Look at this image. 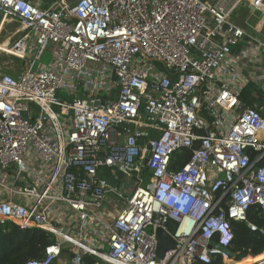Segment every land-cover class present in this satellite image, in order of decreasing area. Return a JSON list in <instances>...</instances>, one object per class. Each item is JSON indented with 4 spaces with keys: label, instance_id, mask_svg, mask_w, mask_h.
<instances>
[{
    "label": "built area",
    "instance_id": "1",
    "mask_svg": "<svg viewBox=\"0 0 264 264\" xmlns=\"http://www.w3.org/2000/svg\"><path fill=\"white\" fill-rule=\"evenodd\" d=\"M241 1L0 0L1 22L20 27L10 55L26 60L0 74V224L53 238L24 264L230 260L215 246L230 249L232 223L264 215V87L245 105L228 62L244 38L264 58V39L230 20ZM103 166L121 172L117 188ZM169 220L175 245L157 259Z\"/></svg>",
    "mask_w": 264,
    "mask_h": 264
},
{
    "label": "trees",
    "instance_id": "2",
    "mask_svg": "<svg viewBox=\"0 0 264 264\" xmlns=\"http://www.w3.org/2000/svg\"><path fill=\"white\" fill-rule=\"evenodd\" d=\"M253 94L258 99L252 97ZM239 98L247 106L255 102L261 103L263 91L258 84L248 82ZM196 147L197 144L194 145V148ZM190 154L189 150L175 153L171 158V169H180L189 160ZM248 225L256 227V231H251ZM232 226L234 231L230 249L236 254V261L243 260L252 264L263 260L264 215L260 209L256 206L250 207L246 212V222H233ZM52 243V236L42 230L20 229L12 223L0 224V264H24L29 260L40 259L44 249ZM212 264H222L221 259L218 257Z\"/></svg>",
    "mask_w": 264,
    "mask_h": 264
},
{
    "label": "crops",
    "instance_id": "3",
    "mask_svg": "<svg viewBox=\"0 0 264 264\" xmlns=\"http://www.w3.org/2000/svg\"><path fill=\"white\" fill-rule=\"evenodd\" d=\"M30 1H33L37 3L39 6L43 7L45 6L46 3L50 2L51 0H30ZM201 1L212 5L217 4L221 1H225L230 6L234 4L237 0H201ZM230 20L237 26L245 29L255 40L261 41L264 39V12L252 8L247 1L243 0L238 3V5L235 7V9L232 12ZM13 23L18 24L17 22L14 21H6L4 23L0 21V33L2 32L4 26ZM15 31H16L15 34L20 35V27H18ZM8 42L9 41L4 42L3 48L0 47L1 52L10 54L9 51L10 44ZM260 53L256 50V43L252 39L244 38V40L239 42L236 47L232 48L231 53L228 56V62L229 63L231 62L235 65L234 72L238 73L240 79L244 80V82L247 83L255 82L259 86L260 83H263V76H264V58L263 55ZM20 72H18L17 74H19ZM7 74L11 76L17 75V74L13 75L12 73L9 72ZM1 196L2 194H0V199ZM233 263L247 264L243 260H241L240 262H233Z\"/></svg>",
    "mask_w": 264,
    "mask_h": 264
},
{
    "label": "water",
    "instance_id": "4",
    "mask_svg": "<svg viewBox=\"0 0 264 264\" xmlns=\"http://www.w3.org/2000/svg\"><path fill=\"white\" fill-rule=\"evenodd\" d=\"M149 156H150L149 154L146 156L144 163H146ZM99 159L101 162H103V153L99 154ZM111 170H114V175L111 173ZM102 171H103L105 180L113 188H117L119 185V179L122 178L121 172H119L116 168L106 167V166L102 167ZM82 175L83 174L81 172L80 176L82 177ZM176 228H177V223L169 220L165 225L166 231H164L163 229H158L156 231V238H157L156 256H157V259H161L166 251L174 248L175 243H174V240L171 238L170 235L175 232ZM232 231H234L233 226H232ZM215 248L220 250L222 253H224L231 261L237 262L236 261L237 256L234 252L231 251V249L223 248L219 245H216ZM62 254H66L68 256V258H72V254L69 253L67 250H63Z\"/></svg>",
    "mask_w": 264,
    "mask_h": 264
},
{
    "label": "rangeland",
    "instance_id": "5",
    "mask_svg": "<svg viewBox=\"0 0 264 264\" xmlns=\"http://www.w3.org/2000/svg\"><path fill=\"white\" fill-rule=\"evenodd\" d=\"M1 21V17H0ZM19 27V24H9L3 27L2 32L0 33V46L4 44V42L9 41L8 43L10 44V47L12 44L18 39V34L16 33V29ZM51 60V56L49 51H46L41 60L40 64L41 65H48ZM26 68V60H19L15 58L14 56L1 52L0 51V73H12L17 74L18 72L22 71L23 69ZM260 88L264 87V82L259 84ZM57 96L59 99H67L68 97L61 93L58 92ZM248 258V257H247ZM231 261V260H230ZM233 262V261H232ZM256 262H253L254 264Z\"/></svg>",
    "mask_w": 264,
    "mask_h": 264
},
{
    "label": "bare ground",
    "instance_id": "6",
    "mask_svg": "<svg viewBox=\"0 0 264 264\" xmlns=\"http://www.w3.org/2000/svg\"><path fill=\"white\" fill-rule=\"evenodd\" d=\"M0 47L3 48V47H4V44H3L2 46H0ZM4 50H5V49H4ZM4 50H3V51H4ZM9 51H10V53H12V51H11L10 48H9ZM177 153H178V152H177ZM224 262H225L226 264H236V263H233L232 261H230V260H228V259L225 260Z\"/></svg>",
    "mask_w": 264,
    "mask_h": 264
},
{
    "label": "clouds",
    "instance_id": "7",
    "mask_svg": "<svg viewBox=\"0 0 264 264\" xmlns=\"http://www.w3.org/2000/svg\"><path fill=\"white\" fill-rule=\"evenodd\" d=\"M183 203V202H182ZM251 258V257H250Z\"/></svg>",
    "mask_w": 264,
    "mask_h": 264
}]
</instances>
